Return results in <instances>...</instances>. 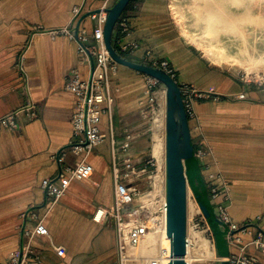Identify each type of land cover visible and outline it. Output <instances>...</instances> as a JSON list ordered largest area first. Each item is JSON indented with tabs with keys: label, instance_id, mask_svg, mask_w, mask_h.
I'll return each mask as SVG.
<instances>
[{
	"label": "crops",
	"instance_id": "crops-1",
	"mask_svg": "<svg viewBox=\"0 0 264 264\" xmlns=\"http://www.w3.org/2000/svg\"><path fill=\"white\" fill-rule=\"evenodd\" d=\"M105 1L0 0V117L26 103L14 63L27 45L24 68L30 96L38 108L35 119L18 118V131L0 129V264H8L9 255L19 252L21 216L32 208L40 216L46 211L41 184L57 175L53 156L74 141L71 119L75 98L64 90V83L69 71L78 66L77 46L66 36L52 37L48 32L80 20L73 19L74 8H83V17ZM175 10L180 16L181 0H132L122 13L131 31L125 42L135 41L138 48L124 56L142 63L148 53L150 61L168 64L178 84H188L199 92L201 96L195 99L197 120L213 152L204 162L216 161L230 183L228 215L237 224L259 217L264 229V85L244 84L207 64L181 35ZM94 25L84 18L80 28L91 34ZM78 69L86 79L88 66ZM110 85L117 91L112 93L111 115L100 119V132L109 136L112 130L117 139L125 129L133 135L140 133L138 103L145 90L144 75L119 66ZM241 94L246 99L240 100ZM164 96L154 121L155 138L165 132ZM189 126L195 149L201 145L200 134L191 130V122ZM147 145L145 138H137L128 154L140 156ZM155 148L162 154L161 163L165 162L161 138ZM110 149L107 139L89 154L86 161L92 175L71 181L65 195L46 214L43 225L48 238L35 235L33 239L40 251V264H116L113 226L92 221L97 207L109 208L113 203ZM80 159L67 153L65 162L70 166ZM198 170L204 182V174ZM50 242L63 250V257L56 255ZM259 260L264 264V256L259 255Z\"/></svg>",
	"mask_w": 264,
	"mask_h": 264
},
{
	"label": "built area",
	"instance_id": "built-area-1",
	"mask_svg": "<svg viewBox=\"0 0 264 264\" xmlns=\"http://www.w3.org/2000/svg\"><path fill=\"white\" fill-rule=\"evenodd\" d=\"M110 1L106 0L97 11L86 12L85 18L95 24L91 34L84 28H80L79 24L77 40L74 38V28L84 11L80 7L73 9V19L76 18L78 21L72 22L68 27L48 32L52 37L62 35L75 41L79 56L77 64L88 66L89 72L88 77L83 79L77 66L72 68L65 78L64 90L73 94L75 98V109L71 119L74 141L53 156V161L58 165L57 175L41 184L45 195L46 211L40 216L38 211L32 208L21 216L22 223L19 227L22 238L21 261L19 262V252H15L9 255L8 264H40V251L34 247L33 239L35 235L48 238L43 225L46 214L65 195L71 181L87 179L92 175V167L87 163L86 158L107 139L111 146L113 203L109 208L97 207L92 221L113 226L116 264H169L171 262L170 249H160L154 253L150 249L140 250L153 232L158 231L167 236L165 199L158 202L154 210L151 205L141 202L142 195L152 190L153 177L162 170L165 172V162L161 163L153 154L149 137V130L163 107L161 92L164 89L156 81L144 75L145 90L138 104L140 122L147 124V127L140 132L141 134L133 135L125 129L122 132V138L117 139L112 130L107 136L98 128L101 117L111 115L112 93L117 91L116 88L111 87L110 78L116 76L119 65L109 56L103 40V26ZM115 29L116 48L122 55H132L138 45L135 41L125 42L131 36V31L128 20L123 14L119 17ZM27 49L28 45L20 51L14 63L22 92L26 96V103L17 110L0 117V129L18 131L20 127L17 120L20 116H25L28 120L38 116V108L30 96L24 68ZM87 51L94 60L91 76ZM142 63L161 68L175 80L166 62L150 61L149 54L146 53ZM178 86L187 120L192 123L191 130L200 134L198 140L201 145L194 149V158L204 174V186L209 202L213 208L217 209L218 218L224 224V227L220 226V229L224 232L226 244L230 249L226 258L219 255L212 230L192 190L187 186L183 260L185 264H218L222 261L228 264H259V255L264 256V229L259 224L260 218L242 224L234 223L230 219L227 211L230 204V183L221 173L216 161L204 162L205 158H212L213 152L202 137L195 111V99L201 95L188 84L181 83ZM238 98L246 99L242 94ZM145 135H147L148 145L144 154L136 157L129 155L130 144ZM67 153L81 157L80 161L67 165L65 162ZM50 247L58 257L64 256L63 250L51 242Z\"/></svg>",
	"mask_w": 264,
	"mask_h": 264
},
{
	"label": "water",
	"instance_id": "water-1",
	"mask_svg": "<svg viewBox=\"0 0 264 264\" xmlns=\"http://www.w3.org/2000/svg\"><path fill=\"white\" fill-rule=\"evenodd\" d=\"M132 0H115L106 10L107 18L103 26V40L109 56L122 67L131 69L156 81L165 90V202L166 231L170 240L171 262L169 264H185V220H186V190L187 186L193 192L194 198L208 222L214 237L219 236L220 226L224 227L218 218L217 209L206 202L201 188L202 178L199 164L194 158V147L182 97L177 82L161 68L134 62L122 55L115 46L116 24L127 5ZM74 28L75 40L78 37L80 22ZM90 61V76L94 69V60ZM90 83V80H89ZM198 186V187H197ZM201 188H200V187ZM22 239L19 249V262L22 255ZM228 255L221 256L226 258ZM218 264H228L222 261Z\"/></svg>",
	"mask_w": 264,
	"mask_h": 264
},
{
	"label": "bare ground",
	"instance_id": "bare-ground-1",
	"mask_svg": "<svg viewBox=\"0 0 264 264\" xmlns=\"http://www.w3.org/2000/svg\"><path fill=\"white\" fill-rule=\"evenodd\" d=\"M175 16L183 22V38L196 44L212 61L240 65L244 59H256L264 65V0H181V15L177 16L175 10ZM249 46H253V57ZM154 129L153 123L149 137L153 154L157 155L159 135L157 138L152 135ZM157 175L160 177L152 182V190L141 197V202L151 205L153 210L165 199V172L162 170ZM145 249L152 253L168 250L170 240L158 231L153 232L140 250Z\"/></svg>",
	"mask_w": 264,
	"mask_h": 264
},
{
	"label": "rangeland",
	"instance_id": "rangeland-1",
	"mask_svg": "<svg viewBox=\"0 0 264 264\" xmlns=\"http://www.w3.org/2000/svg\"><path fill=\"white\" fill-rule=\"evenodd\" d=\"M177 21L179 23H181V29H182L183 22H181V20H178V19H177ZM181 35H182V31H181ZM195 47L198 49V52L201 54V56H203V58L207 61V64H209L211 67H213L215 69H218V70H221L225 74H227V75H229V76H231L233 78L234 77L237 78L240 82H242L244 84H250V85H256V86H258V85L263 86L264 85V65L260 64V63L258 64L257 63L258 60H256V59H253V60L244 59V63H242L240 65H233V64H230V63H227V62H223V61L214 62L199 47H197V45ZM248 50H249V53H250V57H253V52H252L253 51V46H249ZM257 66H260V67H257ZM163 95H165V91H164ZM146 127H147V124H142L141 132L143 130H145ZM162 133H163L162 136H161V134H159V136H158L159 140H160V138L161 139H165V132H162ZM146 136L147 135H145V137H141V138H143V139L145 138V140H147ZM155 157L159 161H161V154L160 153H157V155L155 154ZM159 175H160V173H159ZM159 175H157V177H154L152 182H154L155 180L159 179V177H160ZM203 181H204V179H203ZM201 191H202V194H203L206 202H209V198H208V194L206 193V190H205L204 182H203V186L201 188ZM157 194H160V196L162 195L161 192H159ZM214 238H215L216 247H217V251H218L219 255L220 256L229 255L230 249H229V247L226 244V240L224 238V232L221 233L219 236H216Z\"/></svg>",
	"mask_w": 264,
	"mask_h": 264
}]
</instances>
